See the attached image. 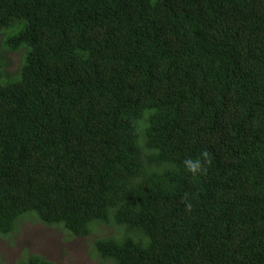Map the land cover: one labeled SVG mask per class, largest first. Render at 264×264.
I'll list each match as a JSON object with an SVG mask.
<instances>
[{"label":"trees","instance_id":"1","mask_svg":"<svg viewBox=\"0 0 264 264\" xmlns=\"http://www.w3.org/2000/svg\"><path fill=\"white\" fill-rule=\"evenodd\" d=\"M2 28L1 237L28 215L114 224L94 264H264V0H0Z\"/></svg>","mask_w":264,"mask_h":264},{"label":"rangeland","instance_id":"2","mask_svg":"<svg viewBox=\"0 0 264 264\" xmlns=\"http://www.w3.org/2000/svg\"><path fill=\"white\" fill-rule=\"evenodd\" d=\"M5 53L0 41V54ZM7 57L5 54L4 58ZM12 69L21 64L19 54L8 56L4 60ZM116 226L101 225L90 237L71 234L62 225H49L41 219L23 216L19 220L18 230L10 238L0 236V264H17L30 254H38L51 259L56 264H94L92 257L94 242L100 236L114 234Z\"/></svg>","mask_w":264,"mask_h":264},{"label":"clouds","instance_id":"3","mask_svg":"<svg viewBox=\"0 0 264 264\" xmlns=\"http://www.w3.org/2000/svg\"><path fill=\"white\" fill-rule=\"evenodd\" d=\"M3 29L4 28H2L0 30V41H1V44H2L3 51L7 54V57L6 58H8V56H10V55L19 54L22 57V61H21V64L19 66L23 65L24 59H25V49H24V47L23 46H20V47H23V48L20 49V50H17V51H12V48L7 43L11 38H7V41L5 42V46H4L5 36H4V33H3ZM20 47H18V48H20ZM6 58H4V59H6ZM6 64H8V63H6ZM206 155H207V153H205V156ZM186 163H187L189 169L191 171H193V172H196L200 168L199 161L193 162V161L189 160V161H186ZM188 207L190 209L191 208V205H188Z\"/></svg>","mask_w":264,"mask_h":264}]
</instances>
